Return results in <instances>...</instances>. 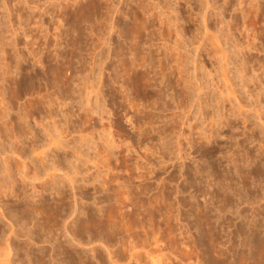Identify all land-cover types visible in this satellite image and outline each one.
Instances as JSON below:
<instances>
[{"label":"rangeland","instance_id":"1","mask_svg":"<svg viewBox=\"0 0 264 264\" xmlns=\"http://www.w3.org/2000/svg\"><path fill=\"white\" fill-rule=\"evenodd\" d=\"M33 1L0 0V87L7 89L0 97L10 90L5 76L31 67L41 74L33 84L38 95L27 93L13 103L4 96L12 109L7 120L30 108V98H39L37 105L51 101V107L47 101L35 105L39 111L28 118L40 130L39 143L49 140L43 126L52 135L53 124L65 131L69 147L49 151L46 167L56 160L60 170L50 172L64 177L60 204L71 208L57 210L61 220L71 213L61 230H39L33 221L26 226L36 228L33 247L44 246L50 264H61L66 252L73 256L70 264H82L79 254L83 264H264V133L258 129L264 131V0H216L225 22L210 17L208 25L219 37L213 44L223 49L220 55L198 31L202 0H98L88 16L76 9L84 0ZM43 9L48 24L40 20ZM134 15L141 19L136 26L143 23L136 32ZM70 39L79 43L70 45ZM198 40H205L204 48ZM58 64L60 74H43ZM140 73L149 91L136 83ZM196 83L203 85L200 101ZM85 109L95 125L84 118ZM63 111H70L69 119ZM7 128L0 124L6 150L19 145L9 141ZM25 150L27 168L38 164L39 176L48 179L37 151ZM2 169L0 162V181L6 183ZM63 171L75 177L72 185ZM18 176L17 192L30 182ZM28 185L27 196L38 199L40 188ZM42 194L50 203L56 197L49 189ZM13 201H3L5 212ZM20 237L11 242L10 263L39 264L24 257L17 243L26 237ZM65 240L71 248L55 247Z\"/></svg>","mask_w":264,"mask_h":264},{"label":"bare ground","instance_id":"2","mask_svg":"<svg viewBox=\"0 0 264 264\" xmlns=\"http://www.w3.org/2000/svg\"><path fill=\"white\" fill-rule=\"evenodd\" d=\"M26 1V0H25ZM38 1V0H37ZM47 1V0H46ZM50 1V0H49ZM59 1V0H58ZM78 1V0H77ZM76 1V2H77ZM97 1L98 0H84L83 2L81 1V2H77L78 3V7L76 8L77 9V11L78 10H80V12H82V10H83V12L82 13H84V14H86V16H88V11L90 10V9H95V8H93V7H95V5L97 4ZM32 2H34L33 0H32ZM51 2V1H50ZM4 3H6V2H4ZM17 3V2H16ZM23 3V2H22ZM44 3V2H43ZM35 4H36V0H35ZM52 4V3H51ZM30 5V4H29ZM38 5V4H37ZM37 5H35L34 7H37ZM221 5V4H220ZM220 5L218 4V2L216 1V0H202V2H201V6H198V9H199V11H200V13L198 14V16H200V18L201 19H199L197 16L195 17V20L197 21V22H199L201 25H200V27H199V25L197 26V27H199V30L198 31H201V32H199V33H201L200 35H201V37H203V38H205V40H207L211 45H212V50H213V52L216 54H218L219 53V55H220V53L222 52V48L221 47H217L216 45L214 46V44H213V41L215 42V40H216V42L218 41V43H219V40H217V38L219 39V37H218V35L215 33V31H213V33H209V31H211V29L209 28V25H208V20H209V18L210 17H214L213 19H214V21L216 20V22H218V23H216V24H221V26H223V22H225L224 21V15L222 16V14H223V12L224 11H222L223 10V6L222 7H220ZM32 6V5H31ZM112 6V5H111ZM197 7V6H196ZM200 7V8H199ZM11 8V7H10ZM209 8H211V10H209ZM222 8V9H221ZM113 9V8H112ZM197 9V8H196ZM44 10V9H43ZM86 10H87V12H86ZM31 11V10H30ZM47 11V10H46ZM85 11V12H84ZM91 11V10H90ZM92 11H94V10H92ZM197 11V10H196ZM210 11V12H209ZM76 12V11H75ZM79 12V11H78ZM117 12V11H116ZM82 13H81V15L80 16H82ZM45 14H47L46 12H45V10L42 12V14L40 15V20L41 21H43V23L45 24H48L49 23V18L48 17H46V15ZM69 14V13H68ZM195 14V13H194ZM193 14V15H194ZM21 15V14H20ZM23 15V14H22ZM75 15H76V13H75ZM79 15H77V16H79ZM90 15V14H89ZM28 16V15H27ZM80 16H79V18H80ZM84 17H86L85 15H83ZM10 17V16H9ZM84 17H82V18H84ZM134 17H136L135 15H134ZM134 17H133V19H134ZM193 18V17H192ZM26 19V18H25ZM81 19V18H80ZM80 19H79V21H80ZM85 19H86V21H88V19L87 18H84V19H81V21L83 20V22L85 21ZM90 19V18H89ZM140 18H135V21L133 20V23H132V31L133 32H136L138 29L140 30V28H141V26H142V24L143 23H141V24H139V25H141V26H136L137 25V21L136 20H139ZM199 19V20H198ZM10 20V19H9ZM21 20V19H20ZM78 20V19H77ZM192 20V19H191ZM25 21V20H24ZM23 21V22H24ZM41 21H40V23H41ZM85 21V22H86ZM140 21H141V19H140ZM190 21V20H189ZM12 22V21H11ZM89 22V21H88ZM79 23H81V22H79ZM215 23V22H214ZM145 24V23H144ZM211 24V23H210ZM11 25V24H10ZM41 25V24H40ZM43 25V24H42ZM114 25V24H113ZM20 26V25H19ZM123 26V25H122ZM214 26H216V25H214ZM225 26V25H224ZM5 27V26H4ZM127 27V26H126ZM140 27V28H139ZM144 27V26H143ZM146 27V26H145ZM218 27V26H217ZM18 28V27H17ZM44 28V27H43ZM77 28V27H76ZM201 28V29H200ZM224 28V27H223ZM72 29H73V27H72ZM72 29H71V32H72ZM73 30H77V29H73ZM141 30H142V28H141ZM203 30V31H202ZM17 31V30H16ZM110 31V30H109ZM77 32V31H76ZM75 32V33H76ZM218 32V31H217ZM16 33V32H15ZM49 33V32H48ZM74 33V32H73ZM74 33V34H75ZM138 33V32H137ZM222 33V32H221ZM77 34V33H76ZM109 34V33H108ZM136 34V33H135ZM134 34V35H135ZM58 35V34H57ZM78 36H80L79 34H77ZM76 35V36H77ZM133 35V34H132ZM197 35V34H196ZM2 36V35H1ZM45 36V35H44ZM75 36V35H74ZM73 35L71 36V38H73L74 37ZM199 37V36H198ZM49 39H51V38H49ZM53 39V38H52ZM104 39V38H103ZM135 39V38H134ZM14 40V39H13ZM72 40H75V39H72ZM71 39H70V45H72V41ZM77 40V42L79 41V39H76ZM75 40V41H76ZM199 40H201V39H199ZM198 40V41H199ZM205 40H204V43H205ZM49 41V40H48ZM103 41V40H102ZM198 41H197V43H198ZM50 42V41H49ZM76 42V43H77ZM199 42H201V41H199ZM79 43V42H78ZM78 43H77V45H78ZM102 43V42H101ZM204 43L202 44V42L200 43V45L202 44V47L201 48H204ZM217 43V44H218ZM74 45H73V47H71L69 44H67V45H69L70 47H71V49H73L74 48V46H75V43H73ZM206 44V43H205ZM209 44V45H210ZM199 45V44H198ZM199 45V46H200ZM237 45V44H236ZM78 48V47H77ZM197 48H198V46H197ZM196 48V49H197ZM75 49H76V47H75ZM199 49V48H198ZM205 51V50H204ZM209 51V50H208ZM73 52V51H72ZM210 52L211 53H213L211 50H210ZM207 53V52H206ZM224 53V52H223ZM225 53H226V51H225ZM209 54V53H208ZM62 56V55H61ZM67 56V55H66ZM228 57L229 55H228V53H226L225 54V56L223 55V57H222V61L224 60V59H226V58H224V57ZM72 57V56H71ZM39 58V57H38ZM56 58H58V57H56ZM55 58V59H56ZM64 58V57H63ZM69 58V57H68ZM224 58V59H223ZM65 59H66V57H65ZM62 60V59H61ZM49 61H51V60H48V62ZM54 61V60H53ZM59 61V60H58ZM70 61V60H69ZM225 61V63H226V65H227V67H228V62H227V60H224ZM38 62V61H37ZM51 63V62H50ZM57 63H62V62H57ZM56 63V64H57ZM146 63V62H145ZM225 63H224V66H226L225 65ZM65 64V63H64ZM95 64V63H94ZM98 64V63H97ZM101 64V63H100ZM59 65V64H58ZM57 65V66H58ZM140 65V64H139ZM185 65V64H184ZM8 66V65H7ZM6 66V67H7ZM56 65L53 67V65L52 66H50V67H53V68H49L48 70H47V72H43V74L44 73H48V74H51V75H56L55 73H57L56 72V70L55 69H57V71L59 70V69H61L60 67H61V65H59L58 67L59 68H56L57 67ZM100 66V65H99ZM13 69V68H12ZM35 68H32L31 67V69H29V68H24L23 70H25V73L26 74H24L23 72H21V71H19V74L17 73V72H15L16 74L13 76V77H11V79H8L9 78V76H3L4 77V81L5 80H8L9 82H10V87H9V91H7L8 92V100H11V102L13 103L14 101H15V99H20L21 97L20 96H25V94H31L32 95V93H34L33 94V96L32 97H34V95H36L35 93H37V87L38 86H36V84H35V86L36 87H34L33 86V84H34V81H36L38 78H39V76H41V74L40 75H38V73L36 72V70H34ZM226 70H227V68H225ZM224 69V70H225ZM64 70V69H63ZM8 71L9 70H7L6 69V71L4 72V74H7L8 75ZM71 71V70H70ZM10 72V71H9ZM60 72V70L58 71V74H60L59 73ZM62 72V71H61ZM130 72V71H129ZM223 72V71H222ZM228 73V71L226 72V74ZM240 73V72H239ZM63 74V73H62ZM61 74V75H62ZM101 74V73H100ZM229 74V73H228ZM227 74V75H228ZM241 74V73H240ZM27 75V76H26ZM130 75V74H129ZM76 76V75H75ZM128 76V75H127ZM226 76V75H225ZM241 76V75H240ZM54 77V76H53ZM147 77V76H146ZM146 77L144 76V74L143 75H141V73H140V75H137L136 77H135V80H136V83L140 86V87H143V89L144 90H146V87L148 88V84H146L147 83V79H146ZM43 78V77H42ZM242 78V77H241ZM40 79V78H39ZM60 79V78H59ZM226 79V78H225ZM227 79H228V76H227ZM243 79H244V77H243ZM55 80V79H54ZM62 80V79H61ZM67 80V79H66ZM79 80V79H78ZM145 81H146V83H145ZM225 81H228V83H229V79L228 80H225ZM8 82V83H9ZM57 82V81H56ZM63 82V81H62ZM66 82V81H65ZM72 82V81H71ZM64 83V82H63ZM73 83V82H72ZM66 84H67V82H66ZM82 84V83H81ZM136 84V85H137ZM64 85V84H63ZM147 85V86H146ZM191 85V84H190ZM246 85V84H245ZM61 86V85H60ZM78 86V85H77ZM203 86V85H202ZM202 86L200 85V84H198V83H196V85H195V90H196V94H197V92H198V95H199V92H201L202 91ZM229 86V85H228ZM70 87V86H69ZM90 87V86H89ZM139 87V88H140ZM230 87H231V83H230ZM230 87H228V88H230ZM39 88V87H38ZM73 88V87H72ZM232 88V87H231ZM0 89H1V87H0ZM142 89V88H141ZM233 89V88H232ZM232 89H230L231 91H232ZM7 90V89H6ZM6 90H3V89H1L0 90V92L1 91H6ZM65 90V89H64ZM143 90V91H144ZM91 91V90H90ZM146 91H149V90H146ZM153 91V90H152ZM234 91V90H233ZM3 92H1V95H3L2 93ZM223 92V91H222ZM5 93V92H4ZM39 93V92H38ZM38 93H37V95H38ZM80 93V92H79ZM85 93V92H84ZM92 93V92H91ZM143 93V92H142ZM147 93V92H146ZM7 94V93H6ZM6 94L4 95L6 98H7V96H6ZM90 94V93H89ZM153 94V93H152ZM231 94V93H230ZM232 94L234 95V93L232 92ZM4 96H1L0 97V124H1V126L3 125V126H8V128H9V137H8V139H9V141L12 139V140H14V141H16L17 142V145H18V143H19V145L18 146H16L15 148H13L12 146H10L11 144H9V142L7 141V144H9V149L8 150H6L5 148L6 147H4L3 148V146L1 147V145H0V162L2 163V166H3V169H2V171L4 172L3 174L5 175V176H7L6 178H8V182H6V183H4V181L2 180V178H1V180L2 181H0V264H11L10 263V261H11V244L13 243V237L15 236V237H17V239L18 238H21L20 236H22V237H26V239L25 240H21L22 242L21 243H17V245L19 246V245H23L22 247H24L25 248V251H24V253H25V255H24V257H26L28 260H29V262L31 263L33 260V262H35V261H37V262H39V264H41V263H43V264H50L51 263V256H52V254H48V252L45 250V248H44V246H40V247H38V248H35V247H33L36 243H35V239L36 238H34L33 237V233H35L36 231L34 230V229H41L42 227L43 228H45V227H48V229L46 230L47 232L49 231L50 233L51 232H53V231H57V230H59L60 228H61V226L62 225H60V224H62V223H65V220H66V218H68L69 216H70V214L71 213H69V216L67 217V216H64V215H62L63 217H65V218H63L62 220L61 219H59L58 218V215L60 214V213H57V210L59 209V208H61V206L63 205V204H60V203H62L63 202V200L65 199V197H66V193H64V184H63V182H64V177H58V176H56V174L52 171V173L50 172V170L52 169V170H54V171H57V172H59V168H57V165H56V160H54V159H52V160H54V161H52L50 164H49V166H47L46 167V164H47V160H46V156H47V153H49V151L50 152H52V151H55V152H57V150H60L61 149V147H65V146H68L67 144H68V141H67V139L66 140H63L62 139V137H63V135L62 134H64V130L62 129V128H60V130L61 131H63L62 133L61 132H59V130L57 129V126H55V124H53V129H52V133L55 131V133L52 135L49 131L51 130L50 128L47 130V128L46 127H44L43 126V128H44V132L48 135V137H49V140H48V142H41V143H39V140H41V139H39L38 138V135L40 134V130H38V129H36L34 126H32L31 124H30V121H29V116H31L32 114H34V113H32V111H33V108H38V107H35V105L36 106H39V104H41L42 105V103L44 102H46L47 100H45V101H43L42 103L40 102L38 105H37V103L39 102V98H38V100H31V98H30V101H29V103H28V106L30 107V108H28V107H26L27 109L25 110V111H23V109H25L24 107L26 106H24L23 107V109L21 110V111H23V114H21L20 113V111H19V113H20V115H18L17 114V117L15 118V119H13V118H9L8 120H7V116H9L10 115V110H12V109H10V104H8V100L7 101H5L4 100ZM40 96V95H39ZM38 96V97H39ZM48 96V95H47ZM85 96V95H84ZM86 96H88V94L86 95ZM251 96V95H250ZM37 97V96H36ZM49 97V96H48ZM159 97V96H158ZM235 97V96H234ZM202 97H200V95H199V97H198V99H199V101H200V99H201ZM238 98V96L236 97V99ZM18 99V100H19ZM34 99V98H33ZM42 99V98H41ZM60 99V98H59ZM90 99V98H89ZM197 99V100H198ZM14 100V101H13ZM43 100V99H42ZM135 100V99H134ZM253 100V99H252ZM49 101V100H48ZM47 101V104L48 103H50L51 101H49L48 102ZM57 101V100H56ZM63 101V100H62ZM84 101V100H83ZM89 100H88V97H87V102H88ZM237 101H239V100H237ZM251 101V100H250ZM255 101H256V99H255ZM16 102V101H15ZM19 102V101H18ZM101 102V101H100ZM10 103V102H9ZM63 103V102H62ZM65 103V102H64ZM67 103V102H66ZM65 103V104H66ZM199 103V102H198ZM237 103V102H236ZM240 103V102H239ZM254 103V102H253ZM257 103V102H256ZM51 104V103H50ZM52 104H53V101H52ZM55 104H56V102H55ZM59 104V103H58ZM242 104V103H241ZM240 104V105H241ZM246 104V103H245ZM13 105V104H12ZM11 105V106H12ZM24 105V104H23ZM49 105V104H48ZM47 105V106H48ZM54 105V104H53ZM63 105V104H62ZM255 105V104H254ZM50 106V105H49ZM92 106V105H91ZM242 106V105H241ZM13 107V106H12ZM51 107V106H50ZM61 107V106H60ZM90 107V106H89ZM96 107V106H95ZM189 107V106H188ZM240 107V106H239ZM245 107V106H244ZM248 107V106H247ZM246 107V108H247ZM254 107V106H253ZM39 108H40V106H39ZM55 108V107H54ZM59 108V107H58ZM62 110V109H61ZM60 110V111H61ZM88 109H85L84 110V112H83V116H85L84 118L85 119H87L86 121H89L90 122V124L91 125H95L96 124V119L94 118V117H92L89 113H87L86 114V112L85 111H87ZM189 110V109H188ZM240 110V109H239ZM34 111H35V109H34ZM33 111V112H34ZM36 111H39V110H37L36 109ZM35 111V112H36ZM77 111V110H76ZM80 111V110H79ZM78 111V112H79ZM246 111V110H245ZM48 112V111H47ZM52 112V111H51ZM68 112V111H67ZM70 112V111H69ZM68 112V113H69ZM88 112V111H87ZM232 112V111H231ZM230 112V113H231ZM241 112H242V110H241ZM17 113V112H16ZM32 113V114H31ZM59 113H61V112H59ZM68 113H66V114H68ZM63 115L62 116H66L67 117V115L66 114H64V111H63V113H62ZM79 114V113H78ZM234 114V113H233ZM68 115H70V114H68ZM80 115V114H79ZM238 115V114H237ZM72 116V115H71ZM82 116V115H81ZM229 116V115H228ZM6 117V118H5ZM13 117V116H12ZM51 117V116H50ZM69 117V116H68ZM67 117V118H68ZM230 117V116H229ZM244 117V116H243ZM6 120H5V119ZM70 118V117H69ZM68 118V119H69ZM40 119H42V118H40ZM51 119V118H50ZM64 119H66V118H64ZM68 119H66V121L68 120ZM81 119V118H80ZM244 119V118H243ZM47 120V119H46ZM52 120H54V119H52ZM63 120V119H62ZM84 120V119H83ZM226 120L230 123V118L229 119H227L226 118ZM56 121V120H55ZM54 121V122H55ZM57 122V121H56ZM55 122V123H56ZM245 122V121H244ZM16 123H17V125L18 124H20L19 126H20V130L19 131H16V129H15V127L17 126L16 125ZM42 123H44V122H42ZM51 123H53V122H51ZM87 123V122H86ZM47 124H48V122H47ZM99 124V123H98ZM58 125V124H57ZM67 126V125H66ZM54 127H55V130H54ZM62 127V126H61ZM258 126H256V128H257ZM7 128V129H8ZM46 128V129H45ZM58 128H59V126H58ZM254 129V128H253ZM259 129V132H263L264 133V131L261 129L260 130V128H258ZM5 131V132H4ZM4 133H6V130L4 129ZM38 131V132H37ZM258 131V130H257ZM1 132V131H0ZM58 134H57V133ZM91 132V131H90ZM59 135V136H58ZM79 136H80V134H79ZM81 136H83L82 134H81ZM80 136V137H81ZM40 137V136H39ZM47 137V138H48ZM65 137V136H64ZM26 138H28L29 139V141L27 142V141H25V139ZM41 138H42V136H41ZM75 138V137H74ZM91 138H92V136H91ZM83 139H84V137H83ZM2 141H3V139H1ZM46 140V139H45ZM75 140V139H74ZM1 141V142H2ZM81 141H84V140H81ZM86 141V140H85ZM0 142V143H1ZM6 142V141H5ZM39 144H38V143ZM4 143V142H3ZM6 144V143H5ZM74 145V144H73ZM71 146V145H70ZM114 146V145H113ZM69 147V146H68ZM75 147V146H74ZM108 147V146H107ZM60 148V149H59ZM76 148L77 147H75V150H76ZM25 149H29L31 152H36V156H35V158H36V160H38V162L40 163V166H42V168L44 169V175H46L47 176V178L48 179H42L41 178V176H39V169H40V167L39 166H34L33 167V169L30 171L29 170V168H27L28 166H26L27 165V162H26V157L24 158V151H26ZM65 149V148H64ZM52 150V151H51ZM77 151V150H76ZM76 153H78V152H76ZM26 154V153H25ZM29 154V153H28ZM33 154V153H32ZM80 154H81V152H80ZM87 154V153H86ZM55 155V154H54ZM76 155V154H75ZM78 155V154H77ZM16 157H19L18 159H20V160H18ZM21 157H23V158H21ZM28 157V156H27ZM52 157V156H51ZM33 158V157H32ZM55 158V157H54ZM73 158V157H72ZM79 158V157H78ZM87 158V157H86ZM47 159H48V156H47ZM67 159V158H66ZM76 159V158H75ZM57 160H59V159H57ZM88 160V159H87ZM35 161V160H34ZM49 161V160H48ZM73 161V160H72ZM32 163H33V161H31ZM50 162V161H49ZM58 162V161H57ZM82 162H84V161H82ZM71 163V162H70ZM34 164H36V163H34ZM34 164H32V165H34ZM48 165V164H47ZM31 166V165H30ZM66 166V165H65ZM81 167V166H80ZM41 168V169H42ZM72 168H74V167H72ZM67 170V169H66ZM72 170V169H71ZM74 173H77L78 171H77V169H76V167H75V169H73L72 170ZM41 172V171H40ZM56 172V173H57ZM64 172V171H63ZM69 171H65L64 172V174L63 175H65V177H66V182H68L70 185H72L75 181H74V176H72V175H70L69 173H68ZM42 173H40V175H41ZM60 174V173H59ZM16 175V178L14 179V176ZM19 175V176H18ZM58 175V174H57ZM79 175V174H78ZM17 176L18 177H21V183L23 182V181H25L26 182V180H27V182L28 181H30L29 183H30V185L32 186V188L34 189V188H40V191H38V192H41V194L40 195H37V197H39L38 199H33L32 197H34V196H32L31 197V199H30V197H28L27 196V192H26V186L29 184H27L26 185V183H24L23 182V184H22V190L21 191H19V192H17L16 191V189H15V185L17 186V184L15 183V181L17 180ZM39 176V177H38ZM43 176V175H42ZM20 179V178H19ZM42 179V180H41ZM15 180V181H14ZM37 180H39L38 182H39V184H36V183H34L33 181H37ZM32 181V182H31ZM47 182H50V183H48V186H47ZM8 183H10L11 185V189H4L3 187L4 186H6L7 187V185H8ZM67 183V184H68ZM20 184V183H19ZM49 184H51V185H49ZM9 186V185H8ZM9 186V187H10ZM29 186V185H28ZM65 186H66V184H65ZM72 187H74V186H72ZM3 188V189H2ZM75 188V187H74ZM28 189V188H27ZM47 189H49V191L51 190H53V194H56V197L54 198V201L52 202V203H50V202H48V200H47V198L42 194V192L44 191H47ZM29 190V189H28ZM35 190V189H34ZM32 193V192H31ZM51 193V192H50ZM73 194V196H76L75 195V193H72ZM77 194V193H76ZM11 196V197H10ZM5 197H6V200H8L9 198H12V201L14 200V198L16 199L15 201H13L10 205H8L7 206V204H6V206L8 207V210H7V212H5L4 211V207H3V205H4V203H3V201L4 202H6V200H5ZM73 199H75V197H73ZM65 202H67V201H65ZM68 204H70V203H66L65 204V208L63 207V209L62 210H71V208H70V205H68ZM76 205V204H75ZM3 207V208H2ZM60 210V209H59ZM69 210V211H70ZM73 210V209H72ZM62 212V211H61ZM14 213V214H13ZM65 213V212H64ZM73 213V212H72ZM58 214V215H57ZM66 215V214H65ZM47 220V223L45 222V224H44V221H43V223L42 222H40V220ZM2 221H7V225H8V227L3 223H1ZM34 222L35 224H36V226H33V227H36V228H27L26 226L30 223V222ZM61 221V222H60ZM6 226V227H5ZM17 227H19V228H17ZM63 229H64V231L66 230V226L64 225V227H63ZM10 230V231H9ZM45 230H42V231H45ZM61 230V229H60ZM63 231V230H62ZM67 231V230H66ZM66 233V232H65ZM14 235V236H13ZM13 236V237H12ZM39 236V235H38ZM48 237V236H47ZM74 238V237H73ZM51 237L49 238V240L48 239H43V241L42 242H51ZM74 240V239H73ZM19 241V240H18ZM39 241H41V240H39ZM12 242V243H11ZM15 244V246H17L16 245V243H14ZM71 242H70V240H65V244H63V243H58L55 247H57V246H62L64 249H68V248H71L70 246H71ZM80 244V243H79ZM20 247V246H19ZM18 247V248H19ZM37 247V246H36ZM55 247H51V249H53L54 250V248ZM59 248H61V247H59ZM20 249V248H19ZM22 249V248H21ZM24 250V249H23ZM60 251H62L61 249H60ZM72 251V250H71ZM73 254V253H72ZM78 254H79V252H78ZM54 255V254H53ZM66 255V256H65ZM64 256H65V258H64V260H62V263L63 264H70V262L73 260V256L72 255H70V254H68L67 252H66V254H65ZM12 256H13V254H12ZM75 256V255H74ZM76 257V256H75ZM25 258V259H26ZM22 260H24V259H22ZM53 260V259H52ZM77 261L78 262H80V263H86V259L84 258V256L82 255V254H79V256H77ZM32 262V263H33ZM36 262V263H37ZM55 264V261H52V264ZM61 263V264H62ZM57 264V263H56ZM59 264V263H58Z\"/></svg>","mask_w":264,"mask_h":264}]
</instances>
